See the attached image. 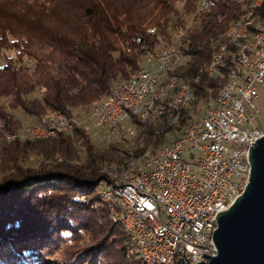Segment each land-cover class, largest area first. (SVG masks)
Masks as SVG:
<instances>
[{"label":"trees","instance_id":"obj_1","mask_svg":"<svg viewBox=\"0 0 264 264\" xmlns=\"http://www.w3.org/2000/svg\"><path fill=\"white\" fill-rule=\"evenodd\" d=\"M250 3L216 0L205 12L199 0H0V213L13 211L0 233V264H144L96 192L103 166L123 162V142L96 143L97 133L82 128L35 141L4 137L56 112L87 119L114 84L137 75L146 51L171 44L181 54L177 75L197 100H214L228 68L223 78L207 68ZM255 12L264 19V1ZM128 124L146 145L163 143L165 126ZM30 157L45 159L25 167Z\"/></svg>","mask_w":264,"mask_h":264},{"label":"built area","instance_id":"obj_2","mask_svg":"<svg viewBox=\"0 0 264 264\" xmlns=\"http://www.w3.org/2000/svg\"><path fill=\"white\" fill-rule=\"evenodd\" d=\"M202 6L203 2L200 11ZM248 33L240 31L238 35ZM170 48H177V55H170ZM179 55L173 44L162 47L156 57H149L154 66L142 69V89H135V84L115 88V99L108 100V114L93 116L108 124L107 133L98 130L92 135L96 142L107 145L111 133L131 132L132 124H123L126 110L138 107L139 102L154 101L158 92L153 82ZM238 64H246V71L235 74L221 106L210 112V121L194 127L186 139L178 140L175 149L159 152L150 166L119 188L126 193L129 219L136 222V233L153 264L207 262L215 249L218 213L245 189L251 170L249 149L264 136V52L254 63ZM79 122L74 121L71 129ZM57 126L42 124L40 117L28 129L56 130Z\"/></svg>","mask_w":264,"mask_h":264},{"label":"bare ground","instance_id":"obj_3","mask_svg":"<svg viewBox=\"0 0 264 264\" xmlns=\"http://www.w3.org/2000/svg\"><path fill=\"white\" fill-rule=\"evenodd\" d=\"M263 1L264 0H251L246 13L238 22L231 25L225 33L224 42L213 55L207 72L211 77L220 76L223 78V70L228 68L226 82H224L225 84L220 88L213 102L206 100L205 110L201 112L200 116L197 114L195 116L190 115L191 112H194L193 108L190 110V106L196 99L191 82L181 80L180 76L176 73V70L181 64L180 54L179 58L173 59L167 66V69L163 73H160L153 82V89H157L158 92L155 95L154 101H151L149 104L146 102H139L138 107H130V110H126V117H123V124L137 121L138 123H148L156 126L167 125L170 127V133H178V136H173V140L171 142L169 141L170 143L159 148L146 145L141 138L138 139L139 133L135 126H132L131 132L119 130L118 133H111L110 137L107 138V143L117 140L120 141L121 138L125 141L128 140L129 143L124 142L128 144V149H123V156H125L123 162L105 164L104 170H107V172L103 170V174L106 176L104 180L107 181V183H103L102 181L97 187L96 192L103 201L108 204L115 221L119 222L124 227L129 239L130 252L144 264H153L151 256L145 251V243L141 242L140 234L136 233V222H131L129 219L126 193L120 191L119 188L127 185L141 169L150 166L151 161L157 158L159 152L175 149L178 140L186 139L189 131L193 130L194 127H198L210 121V112L216 111L221 106L224 100V91H228L231 88L235 74H241L246 71V64L238 63H254L261 57L264 52V19L260 20L256 17L255 11L262 5ZM199 2L200 9L201 2H203L202 11L205 12H209L216 4V0H212L211 2L199 0ZM240 31H249V33L247 35H238ZM149 32L154 33L155 29H151ZM137 43H139V39ZM173 46L176 45L173 44ZM161 50L162 48L157 51H146L144 54V61L137 75L132 79L114 84L109 89L103 101L99 105L93 107L87 119H78L74 116L69 118V115L56 112L53 115L41 118V123L44 125L55 126L56 123H58L59 126H57L56 130L26 129L17 133H6L4 140L7 142H23L53 138L60 134L72 132L74 129H71V127L74 126V121H80L77 128H82L85 131L97 133L99 130V133H107L108 124L101 123L98 119H93V116L96 114H108V100L115 99V88L135 84V89H142L145 81V74H141L142 69L153 67L154 59L149 57H156ZM222 51L223 57L221 58ZM170 55H177V48H170ZM220 58L221 62L218 71V62ZM194 80H196V78ZM181 89L184 90L182 94H180ZM178 94L180 95L178 96ZM155 111H157V113L148 114V112ZM140 120L142 121L140 122ZM36 121L33 125H36ZM243 191L244 190H239V196ZM227 208L228 207L223 208L222 211ZM215 229L216 227H214V231Z\"/></svg>","mask_w":264,"mask_h":264},{"label":"water","instance_id":"obj_4","mask_svg":"<svg viewBox=\"0 0 264 264\" xmlns=\"http://www.w3.org/2000/svg\"><path fill=\"white\" fill-rule=\"evenodd\" d=\"M243 193L218 213L214 252L198 264H264V136L249 149Z\"/></svg>","mask_w":264,"mask_h":264},{"label":"rangeland","instance_id":"obj_5","mask_svg":"<svg viewBox=\"0 0 264 264\" xmlns=\"http://www.w3.org/2000/svg\"><path fill=\"white\" fill-rule=\"evenodd\" d=\"M215 100V99H214ZM214 100H210V102H213ZM205 103H206V100H197V97H196V99H195V101L194 102H192V104H191V106H190V110L193 108V111L194 112H191L190 113V115H192V116H195L196 114L198 115V116H200L201 115V112H203L204 110H205ZM85 114L86 113H83L82 115H81V117H78V115H74V116H76V117H78L79 119H83L84 117H85ZM32 124H34V122H31ZM32 124H29V126H28V128H30L31 126H32ZM184 125V124H183ZM183 125H181V126H183ZM166 127V132H165V135H164V137H163V139H164V141H163V143H160L159 145H154L155 146V148H159V147H163L164 145H166V144H168V143H170L172 140H173V136H178V133H176L175 134V132H173V133H170L171 131H170V127L169 126H165ZM27 128V129H28ZM137 128V127H136ZM169 131V132H168ZM123 132H126V130H123ZM175 134V135H174ZM92 135H95L94 133H92ZM161 136V135H160ZM127 137V136H126ZM94 140V139H93ZM95 141V140H94ZM121 142H123V144H121L120 146L123 148V149H128V144H126V143H124V142H127V143H129V141L128 140H124L123 138H121V140H120ZM170 141V142H169ZM96 142V141H95ZM96 143H99V142H96ZM127 147V148H126ZM134 152V151H133ZM43 159H45L44 157H30V159L29 160H27V163H26V160H25V163L23 164L25 167H30L29 165H34V164H37V165H39L40 163H41V161L43 160ZM105 166V165H104ZM104 166H103V168H102V172H104V171H106L107 172V170H104ZM104 170V171H103ZM14 171V166L12 167V170L8 173V174H10V173H12ZM105 172V173H106ZM24 196V195H23ZM23 202H26V195L24 196V198L23 199H21ZM8 204V203H7ZM3 205H5V202L4 203H1L0 204V207H2ZM9 207H16V206H14L13 204H12V202H9ZM4 207V206H3ZM5 209V208H4ZM12 210H9L8 208H6L4 211H3V213H0V233H4L5 232V227H4V223H3V221H8L11 217H12ZM13 228V227H12ZM9 230H6V233L8 232ZM86 235V236H90L89 234H88V232H86V231H81L80 232V235ZM28 243V242H27ZM28 244H32V242H29ZM11 245H20V244H17V243H15V244H11ZM34 245H35V243H34ZM101 250H103V246H102V248H101ZM100 250V251H101ZM59 252V251H58ZM59 254L57 253L56 255H53V256H50V258H57V259H61L59 256H58ZM88 259H86V258H81L79 261H77L76 262V264H88V262H86ZM69 262V260L67 259V258H64V259H62L60 262H56V263H51V262H46L45 264H67ZM12 264H26V261H24L23 259H20V262L18 263V262H16V261H13L12 262Z\"/></svg>","mask_w":264,"mask_h":264}]
</instances>
